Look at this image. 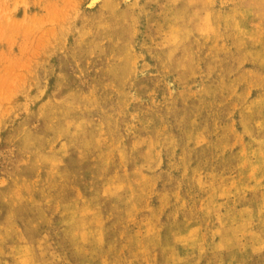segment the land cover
Wrapping results in <instances>:
<instances>
[{"label": "rangeland", "instance_id": "374dc122", "mask_svg": "<svg viewBox=\"0 0 264 264\" xmlns=\"http://www.w3.org/2000/svg\"><path fill=\"white\" fill-rule=\"evenodd\" d=\"M0 264H264V0H0Z\"/></svg>", "mask_w": 264, "mask_h": 264}, {"label": "bare ground", "instance_id": "6f19581e", "mask_svg": "<svg viewBox=\"0 0 264 264\" xmlns=\"http://www.w3.org/2000/svg\"><path fill=\"white\" fill-rule=\"evenodd\" d=\"M97 0H92L93 3H95Z\"/></svg>", "mask_w": 264, "mask_h": 264}]
</instances>
